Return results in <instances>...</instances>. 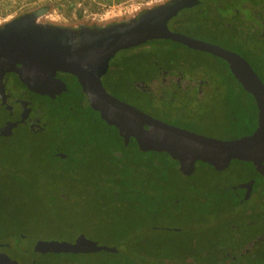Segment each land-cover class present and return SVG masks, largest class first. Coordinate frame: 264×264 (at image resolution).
I'll return each instance as SVG.
<instances>
[{
	"label": "rangeland",
	"instance_id": "1",
	"mask_svg": "<svg viewBox=\"0 0 264 264\" xmlns=\"http://www.w3.org/2000/svg\"><path fill=\"white\" fill-rule=\"evenodd\" d=\"M171 1L0 0V26L20 17H29L34 25L67 30L79 36L81 33L101 32L127 24ZM187 11H181L178 15L183 16ZM224 13L220 11V14ZM243 14L250 18L248 12L243 11ZM175 18L168 21L171 29L175 27ZM185 31L193 38L204 37L197 31ZM237 37V34L229 37L218 34L213 40L234 50ZM140 47L152 51L151 58L161 70L170 74L172 69L171 77L164 79L163 83L151 84L154 101L150 103L151 108L145 107L146 112L219 138L228 137L234 132L239 135L246 130L244 125L233 130L226 127L229 111L223 99L227 86L217 70L220 61L212 55L170 43H145ZM126 51H118L116 58ZM262 54L264 56V48ZM255 69L263 74V70ZM176 76L181 77L178 83L174 79ZM227 80L228 86L239 87L236 81ZM173 91L178 92L176 96ZM78 94L79 98L84 97L82 92ZM241 99L236 97L233 100L239 104L237 110L232 104L237 115L246 107L251 109L247 98L244 97V103ZM83 101L85 105V99ZM5 116L6 112L0 106V128ZM18 134L10 138L0 136V174L9 178L0 184V196L10 198L3 204L11 211H19L15 215L10 214L11 211L6 213L0 204V210H5L3 220L0 216V244L5 247L11 244V255L19 262L20 250L28 246L31 239H68L83 234L98 244L115 248L116 254L97 251L71 256L81 264H101L102 259L105 264L117 259L124 262L132 260L135 264H216L214 257L200 258L199 250L205 246L214 247L208 241V236L230 235V222L240 209L234 205L236 200L225 185L235 184L243 175L228 171L219 173L207 168L194 181L199 183L201 189H208V196L214 198L209 199L206 205H200L192 196L186 195L190 199L174 211L170 210L169 204L156 209L153 198L145 199L138 194L142 191L140 188L133 190L138 195L133 201L134 196H120V189L116 187L106 190L108 193L104 194L93 187L81 188L79 176L75 178V187L61 190L59 194L58 187L68 184L67 180L57 177L51 185H46L50 181L45 174H110V171L106 166H98L94 158H88L86 162L73 160L66 163L63 161L65 152L59 150L65 154L64 157L58 156L60 160L47 154L41 139L43 133L36 137ZM229 170H232V166ZM94 181L91 179L90 184ZM173 181L171 184L179 187V183H182L180 187L183 188L187 179L184 181L176 176ZM218 192L221 195L216 197L214 194ZM249 203H254L253 199ZM146 205H151V209L146 210ZM208 212L211 213L207 216ZM6 220L18 224L19 228L10 229L4 224ZM238 220L234 223L238 224ZM48 257L46 255L44 258ZM186 257L192 260L185 262Z\"/></svg>",
	"mask_w": 264,
	"mask_h": 264
},
{
	"label": "water",
	"instance_id": "2",
	"mask_svg": "<svg viewBox=\"0 0 264 264\" xmlns=\"http://www.w3.org/2000/svg\"><path fill=\"white\" fill-rule=\"evenodd\" d=\"M201 1L174 0L127 24L101 32L81 33L79 36L67 30L34 25L29 17H20L0 26V104L10 109L4 89L5 72H16L28 88L45 93L46 86L35 82L36 77L40 74L52 77L56 71H62L77 78L90 106L99 111L104 121L118 128L124 141L132 137L142 150L168 153L179 160V168L184 174L193 171L197 160L210 163L216 169L225 168L233 159L249 160L259 166L264 160V83L238 53L172 31L167 26L168 20L179 10ZM256 4L260 7L264 5V0H256ZM159 39H169L226 61L232 76L254 98L257 107V126L254 131L232 139L205 136L154 118L105 89L101 78L118 51ZM20 109L26 114L29 107L23 101L15 112L18 113ZM1 134L3 132L0 131ZM53 154L65 156L59 150ZM97 251L111 253L116 249L98 244L83 234H79L73 242L31 239L28 244L32 259L48 252ZM0 264H17L8 257L6 247L1 244Z\"/></svg>",
	"mask_w": 264,
	"mask_h": 264
},
{
	"label": "trees",
	"instance_id": "3",
	"mask_svg": "<svg viewBox=\"0 0 264 264\" xmlns=\"http://www.w3.org/2000/svg\"><path fill=\"white\" fill-rule=\"evenodd\" d=\"M216 2L221 4L219 11L217 6H215ZM226 4V0L219 2L209 0L207 3L196 6L195 8L184 9L188 11L186 14L183 12V16L178 15L181 11H184L181 10L174 19L175 28L173 30L180 31L185 34H189L185 30H193L194 32L197 31L199 34L204 35V37H201L200 39L218 44L221 43L213 40L218 34L227 35L228 37L237 34L238 47L235 46L236 49L234 50H239V48L241 49V47L246 44L245 40L242 41V33H252L254 38H256L255 42L251 45V47L247 48L246 52L243 50L242 52L246 56L251 67L264 83L263 46L261 45V40L258 41L260 39L259 37L262 27L253 23L247 32H244L238 24L234 26L226 25V20L224 21L225 18L221 17L222 15L220 14L221 10H225L224 8L226 7ZM263 8L264 5H261L257 9ZM215 10H217V12ZM252 11H255V9ZM219 18L220 22L218 21ZM153 42L160 43V45L162 43H170L179 45L189 50H194L169 39L150 40L146 43ZM195 51L198 53L209 54L198 50ZM151 55L152 51L142 49L140 46L128 48L122 56H118L117 58L116 53L109 62L107 72L101 78L105 89L119 99L134 105L140 110L146 111L145 107H150L154 101V93L150 88V85L152 84L150 79L163 72V70H161L152 60ZM212 56L221 62V64L217 67V70L219 75L225 79L224 81L222 80V82L227 86L226 90H237L247 93L242 85L232 76L226 62L219 57L214 55ZM256 67L263 70V74L258 73L255 69ZM171 70L170 74L172 73ZM7 73L8 74L5 77L6 87L9 89L11 96H13L15 93L18 94L20 90L24 88V83L19 79L16 72L10 70ZM166 74H168V72H166ZM227 79L236 81L239 87L235 89L232 86H228ZM139 84H141V86ZM78 90L83 93L84 97L79 98L77 97L79 95L75 94L73 99L70 100L69 105L63 107L60 106L59 101L57 102L51 98H35L34 101L35 104H37V108L45 110V112L41 115L42 121L44 120L45 122L43 121L42 128H35L34 130L28 129L24 133L23 137H27L28 134L36 137L39 133H43L44 136H41V139L44 143L43 149L45 148L44 151H46L47 154L60 160V158L57 155H54L53 152H55V150L65 152L66 156L63 161L66 163L67 161L73 160L86 162L88 161V158H94V161L96 160L98 166L103 168L106 166L108 171H110V174H45L46 178L50 181V183H47L46 185H51L54 181H56L57 177L66 179L68 184L64 187H58L57 189L59 191L58 193L61 194V190H67L75 187V178L76 176H79L81 179L78 181L80 182L79 186L81 188L87 189L93 187L94 190L98 192L102 191V194H104L106 190L110 191L116 187L120 189V196L130 198L134 196L131 201L138 196L133 190L135 188H140L142 191L138 194H141V197L145 199L153 198V203L156 204V209L158 208V210L160 207L164 208L173 198L168 188L178 187L171 184V182H174L173 177H180L183 173L179 168L178 162L173 160L169 154L164 151L140 149L134 138L124 141L119 134L118 128L104 121L101 118L99 111L90 106L86 94L81 90V86H78ZM247 94L250 98V101L247 100L248 104L249 106L252 104V107L251 109L246 107L244 111L238 114L240 115V119H238L237 124L238 126L244 125L247 130V134H251L257 126V111L252 96L249 93ZM84 99L86 102L85 105L82 103ZM241 100L244 103L245 99L243 98ZM238 102H240V100ZM4 111L6 112V110ZM245 115L247 117L251 116L249 117L250 122L249 120H245ZM21 132L22 133L20 134H23L24 131ZM4 137L7 138L8 136ZM230 165H232L234 172L237 174L243 173L246 177H249L256 172V169L252 166V161L249 160L234 159L231 161ZM207 168H210L213 171L216 169L207 162L198 161L196 163V170L205 171ZM7 179H9L7 176L0 174V184L5 183ZM91 179L95 180L92 184H90ZM105 180L106 183H104ZM181 184L182 183H179V187ZM187 186H190V184ZM146 188L156 190L153 192L143 190ZM116 193L118 194V192ZM179 193L184 195L185 192L182 191ZM59 194L58 196L62 197ZM174 196H176V194ZM207 196L208 194L205 191L204 205L208 203ZM0 201L2 202L0 204L4 206L6 213L12 210L3 204V202L10 201V198H3L0 196ZM150 206L146 205V210L151 209ZM5 210H0V216L3 217L2 220L4 219L3 214H5ZM204 211L207 212L208 210ZM18 212L19 211L15 209V211H11L10 214L15 215L18 214ZM4 224H7L12 230L19 228L18 224L10 223L7 220ZM20 252V255L22 256L20 257V261L26 264L28 258V246L21 249ZM111 254L115 255L116 252H112ZM46 255H49V257L44 258ZM72 255L75 256L76 254L49 252L35 262L30 261L29 264H59L61 263L59 260L62 257L64 258L62 259V262L74 260V258H71ZM263 259L264 258H251L250 261H248V264H262ZM104 261L105 260L102 259L100 263L105 264ZM107 264L135 263L128 259L125 260V262L121 259H117L114 261L110 260Z\"/></svg>",
	"mask_w": 264,
	"mask_h": 264
},
{
	"label": "flooded vegetation",
	"instance_id": "4",
	"mask_svg": "<svg viewBox=\"0 0 264 264\" xmlns=\"http://www.w3.org/2000/svg\"><path fill=\"white\" fill-rule=\"evenodd\" d=\"M172 1H174V0H172ZM208 1L209 0H202L198 4L183 8L181 10L195 8L196 6L203 5V4L207 3ZM215 1L219 2V1H223V0H215ZM215 6H217L218 9L221 8L220 3L218 4L216 2ZM225 6H226L224 8L225 10H223V11H225V13L221 14L222 15L221 17L225 18L224 21L226 20L225 21L226 25L234 26V25L238 24V25H240V27L243 29L244 32H247V30L250 28V26L253 23H255V25L262 27L261 28L262 31H261L260 37H259L260 39L258 41L261 40V43H262L261 45L263 46L262 47V49H263L264 48V8L263 9H257L258 6H257L255 0H227V4ZM254 9H255V11H252ZM181 10H179L169 20L176 17V15ZM215 11L217 12V10H215ZM243 11L248 12L250 18H247L243 14ZM218 16H217V18H218ZM218 21L220 22V18ZM167 26L170 30L176 31V30H173L169 27L168 22H167ZM176 32H180V31H176ZM180 33H183V32H180ZM183 34H185V33H183ZM241 38H242V41L245 40L246 44H244V46H242L241 49L239 48L240 51L239 50H232L231 48H228L222 44H218V43H214V44L220 45L226 49L234 51V52L238 53L240 56H242L244 59L247 60V58L243 54L242 50L244 52H246L247 48L251 47V45L255 42L256 38H254L252 33L251 34L250 33H242ZM197 39H199V38H197ZM204 41H206V40H204ZM207 42H210V41H207ZM145 43H143L141 45H144ZM211 43H213V42H211ZM141 45H138V46H141ZM248 63H249V61H248ZM226 65H227V63H226ZM7 72H9V71H7ZM7 72H5L3 80H4V89H5V93L7 96L6 102H7V104L10 105V109L7 108L4 104H0V106L4 110H6V116L3 120V123H1L2 126L0 128V131L3 132V134H1L2 136H8V137L10 136L11 137V136H14V134H18V133H19L18 135H20V133H22L21 131H24L22 134V137H23L24 133L28 129L34 130L35 128H42L43 122H42V116L41 115L45 112V110L37 108V104H35V101H34L35 98H37V97H39V98H44V97L51 98L57 102L59 101L60 106L63 107V106L69 105L70 100L73 99L75 94L80 93V91L78 90V86H80V84L78 83V80L75 76H73L70 73H66V72H62V71H56V73L52 77H47L46 74H40L39 77H36L35 82H37L38 84L46 86L45 87V91H46L45 93H39L37 91H33L30 88H28L27 85L24 84V88L22 90H20V92L18 94L15 93L13 96H11L9 89L6 87L5 77L8 74ZM168 77H171V74H166V71H163L161 74H157L153 78H151L150 82L152 84L156 83V82H162L163 83L164 79H168ZM180 78H181L180 76H176L174 78L175 82L178 83ZM139 85L141 86V84H139ZM167 86H170V85H167ZM150 88L152 89L151 85H150ZM177 93H178L177 91H173V94L175 96L177 95ZM247 93H249V92H247ZM247 93H245L244 91H234V90H231V91L227 90L225 92L223 103H225L227 105V108L229 111L228 118H227V125H226V127L228 129L233 130L234 128L239 127L237 122H238V119H240V115L236 116V114H235L236 112L234 111V107L232 106V104H233L237 110L236 106L239 104L236 101L235 102L233 101L234 98L246 97L247 100L250 101V98L247 96ZM77 97H79V96H77ZM23 101L26 103V106L29 107V110L26 112V114H25V111L22 109H20L18 111V113H16L15 109L19 105H21V103ZM253 101H254V98H253ZM82 103L84 105V101H82ZM251 103H252V101H251ZM254 103H255V101H254ZM255 106H256V103H255ZM250 107H252V104L250 105ZM256 111H257V107H256ZM144 112L151 115L152 117L157 118L161 121H164L170 125L180 127L182 129H186L189 131H193V130H190L184 126H181L179 124L180 122H172V121L167 120V119H162L161 117L155 116V115L148 113L146 111H144ZM249 117H251V116L247 117L245 115V120L246 121L249 120V122H250ZM21 118L23 121L20 122ZM23 126H25V129H23ZM144 128H147V126L144 125ZM193 132H196L198 134H202L205 136H209V137L218 138V139H232V138L240 137V136L247 134V130H245L242 134H239V135L238 134L235 135L234 134L235 132H234L232 135H230L228 137L219 138V137H215L213 135H206V134L200 133L197 130L196 131L194 130ZM130 139H132V137ZM172 159L176 160L178 162V165H179L178 159H175V158H172ZM198 161L199 160L195 161L194 169L191 173H189V174L182 173L180 176V178H182L184 181H185V179H187L186 186H184L183 188L182 187H169L168 188V190L171 192V195L173 197L171 202L169 203L170 210L174 211L178 207L184 206V204H186L187 201L190 199L186 195L192 196L191 198H193L195 201H198V203L200 205H204V202H205L204 194H205V191H209V190L205 189V188L201 189L199 183L194 181V178L197 176H200L201 174H199V173H202V171L195 169L196 163ZM231 161L225 168L215 169V171L219 172V173L220 172L224 173L225 171H228V172L237 174L236 172L233 171V169L229 170L230 167L232 166V165H230ZM252 166L256 169V172L253 173V175L246 177L245 175H243V173H241L240 175H243V176H242V178L239 179V181L235 182V184L225 185V188L227 187L229 190V194L236 200V204H234V205H237L236 207H239V209H240L239 213H236L234 215L233 221L230 222L231 228L229 226V230H228L230 235L225 236L223 234V235H218L216 237L208 236V241L212 242L214 244V247L209 248V247L205 246L204 248L200 249L199 250V257L200 258L203 259L205 256L206 257H210V256L214 257L216 264H248V261H250L251 258H263L264 257V256H262L264 254V160L261 162V164L259 166H257L256 164H254L252 162ZM168 174H172V173H168ZM249 183H251L250 186H248ZM189 184H190V186H187ZM143 190L153 192L156 189L146 188ZM182 191L190 192L192 194L190 195V194L184 193V195H182L181 193H179ZM175 194H176V196H174ZM214 195L217 197V196H220L221 194H220V192H218L217 194L215 193ZM207 198L209 201V199H212L214 197L207 196ZM252 199H253L254 203H249V201ZM210 213L208 212V213H206V215L208 216ZM237 219H239L238 224L234 223V222H237ZM78 235L79 234H76L74 237L68 238V239H63V238L62 239L39 238V239L40 240H57V241L73 242ZM10 245L9 244L6 245V248H8V250H7L8 257H10V259L16 261L17 264H24L21 261L19 262V260H17V258H15L13 255H11ZM59 253H65V252H59ZM67 253H70V252H67ZM87 253H91V252H87ZM45 254H47V253L42 254L41 256L37 257L36 259H30L29 258V252H28V254H27L28 258H27L26 264H29L30 261L31 262L37 261L38 259L43 257ZM73 254L80 255V254H86V253L80 252V253H73ZM18 257H22V256L19 255ZM62 259H64V258L63 257L60 258L59 262H61V263H59V264H81L80 261H78L77 259L72 260V261L68 260L66 262H62ZM184 260H185V262H189L190 260H192V258L186 257Z\"/></svg>",
	"mask_w": 264,
	"mask_h": 264
}]
</instances>
